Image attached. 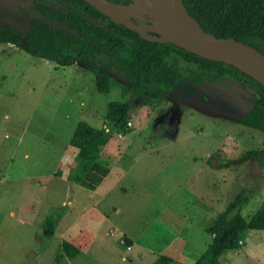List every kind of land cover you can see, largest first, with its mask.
I'll return each instance as SVG.
<instances>
[{
  "label": "rangeland",
  "instance_id": "obj_1",
  "mask_svg": "<svg viewBox=\"0 0 264 264\" xmlns=\"http://www.w3.org/2000/svg\"><path fill=\"white\" fill-rule=\"evenodd\" d=\"M34 1L0 0V28L27 33ZM174 10L173 0H132L127 7L129 15L162 35L163 16ZM96 79L82 64L60 66L0 42V264H49L58 253V240L43 235V229L48 216L56 217L67 208L63 200L74 187L59 177L76 172L77 149L72 146L63 162L62 153L74 125L88 119L86 109L98 105L101 119L96 124L102 126L111 101L130 103L132 126L122 137L108 132L99 157L114 162L150 149L146 158L154 155L159 160L150 165L151 175L142 178L143 182L151 178L150 186L162 190L161 200L149 201L144 193L138 197L143 207L150 204L141 212L144 221L161 211L163 200L178 202L182 213L194 221L190 248L201 254L204 242L212 241L202 224L206 212L208 225L243 187L250 201L242 216L251 220L264 201V164L248 151L264 148V132L244 126L240 119L259 99L255 87L243 81L226 87L181 80L163 101L147 102L135 97L120 76L110 93H100ZM165 231L163 239L149 245L154 252L145 251L147 264L161 254L164 240L173 236V229ZM220 261L264 264V230H249L242 247L227 251Z\"/></svg>",
  "mask_w": 264,
  "mask_h": 264
},
{
  "label": "trees",
  "instance_id": "obj_2",
  "mask_svg": "<svg viewBox=\"0 0 264 264\" xmlns=\"http://www.w3.org/2000/svg\"><path fill=\"white\" fill-rule=\"evenodd\" d=\"M106 1L132 4V0ZM184 2L205 31L217 38L240 40L264 53V0ZM33 9L30 30L23 33L0 28V42L15 44L32 56L52 60L60 66L84 65L96 75L100 93H110L120 76L135 97L142 96L147 102L163 101L181 80L194 85L212 83L226 87L243 81L255 87L260 96L240 123L264 132V84L245 70L203 57L172 42L147 40L86 0H35ZM132 18L144 25L141 19ZM130 110L127 101L110 102L106 125L113 131H124ZM106 141V128H98L85 119L79 121L70 139V144L77 149L76 172L91 167ZM248 154L264 164V148L250 150ZM247 193L243 187L210 224H203L205 231L212 235V242L194 264H221L224 253L242 247L247 231L264 230V201L251 220L242 216L244 205L250 201ZM54 224L55 216H48L43 229L45 236H53ZM63 249L70 258L79 252L68 241H64ZM172 263V258L161 255L152 264Z\"/></svg>",
  "mask_w": 264,
  "mask_h": 264
},
{
  "label": "crops",
  "instance_id": "obj_3",
  "mask_svg": "<svg viewBox=\"0 0 264 264\" xmlns=\"http://www.w3.org/2000/svg\"><path fill=\"white\" fill-rule=\"evenodd\" d=\"M97 107L98 105L95 107L90 105L86 109L87 121L98 128H106L107 133L113 131L106 125V118H103L102 126L96 124L100 118L98 116L100 110ZM79 121L74 125L72 135ZM70 139L62 153L61 162L67 157V153L71 154ZM106 144L107 141L101 150ZM153 145L154 143L148 144L149 147ZM101 150L87 171L67 172L59 177L74 187L68 189L70 191L64 197L63 205L67 208L55 217L54 234L49 238L56 237L60 247L49 264H75V262L76 264H123L127 261L128 264H147L144 260L148 252L145 251L154 252L149 250V245L157 242L162 235L164 237L166 228L173 229V236L164 240L161 254L153 253L158 255L154 261L159 256L165 255L173 259L172 264H175V261L194 264L197 257L206 251L212 241L209 239L208 242H204L206 249L201 254L190 248L191 241L189 242L188 238L194 221L190 215L182 213V206L178 202L169 204L163 200L164 206L161 211H155L146 221L141 214L150 207L149 202L146 207L141 205L142 199L138 198L141 193H144V197L148 196L149 201L161 200L159 197L162 194L161 188H152L151 178L142 181V178L146 179V174L151 175L150 165L159 163L156 156L151 155L146 158L145 155L151 151L143 149L136 158L121 156L111 162L107 160L108 157H99ZM178 191L181 192V188ZM171 192L169 190L167 193ZM208 215L209 212H206L202 224L205 220H209ZM64 241L72 243L79 249L74 258L65 254ZM136 247L141 248L140 252L132 253L131 251Z\"/></svg>",
  "mask_w": 264,
  "mask_h": 264
},
{
  "label": "water",
  "instance_id": "obj_4",
  "mask_svg": "<svg viewBox=\"0 0 264 264\" xmlns=\"http://www.w3.org/2000/svg\"><path fill=\"white\" fill-rule=\"evenodd\" d=\"M86 1L107 16L127 24L147 40L172 42L203 57L233 64L264 84V53L240 40L217 38L205 31L198 19L190 13L184 0H173L174 12L163 14V35L152 34L147 31L148 28L137 24L128 14L126 5L106 0Z\"/></svg>",
  "mask_w": 264,
  "mask_h": 264
},
{
  "label": "built area",
  "instance_id": "obj_5",
  "mask_svg": "<svg viewBox=\"0 0 264 264\" xmlns=\"http://www.w3.org/2000/svg\"><path fill=\"white\" fill-rule=\"evenodd\" d=\"M131 126H132V122L129 120L127 125L124 128V131L119 132V136L122 137L123 136V132L129 130Z\"/></svg>",
  "mask_w": 264,
  "mask_h": 264
}]
</instances>
